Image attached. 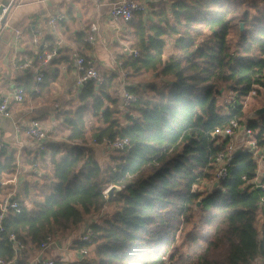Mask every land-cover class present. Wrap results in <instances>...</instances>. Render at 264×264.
I'll list each match as a JSON object with an SVG mask.
<instances>
[{"label": "trees", "instance_id": "16d2710c", "mask_svg": "<svg viewBox=\"0 0 264 264\" xmlns=\"http://www.w3.org/2000/svg\"><path fill=\"white\" fill-rule=\"evenodd\" d=\"M126 25L138 55H118V64L162 82L149 87L151 95L129 87L137 100L125 113L109 92L116 75L101 84L88 81L79 106L58 111L69 144L47 147L52 192L30 203L14 199L20 211L2 221L0 259L31 264L49 237L65 238L100 216L85 225L94 234L91 243H72L79 258L54 264H128L139 256L141 264H264V193L248 186L259 169L253 154L238 151L219 188L206 196L199 191L225 151L227 140L213 136L216 129L245 123L264 148V116L248 120L243 105L264 90V0L148 3L147 12ZM168 46L175 52L168 55ZM47 78L36 83L29 76L25 93L36 94L35 85L42 91ZM224 92L234 96L229 105L220 104ZM124 139L129 146L108 149L109 161L101 166L94 147ZM14 162L9 157L0 176L14 173ZM112 186L120 190L108 198ZM190 225L184 252L178 240ZM12 235L25 249H15ZM84 247L91 257L78 254Z\"/></svg>", "mask_w": 264, "mask_h": 264}, {"label": "crops", "instance_id": "0c3cea01", "mask_svg": "<svg viewBox=\"0 0 264 264\" xmlns=\"http://www.w3.org/2000/svg\"><path fill=\"white\" fill-rule=\"evenodd\" d=\"M111 1L0 0V7L9 9L5 26L0 30V98L10 94L17 86L23 87L29 76L39 83V74H43V79L48 75L42 91L40 87L36 94L26 93L23 104H11V118L0 115V168L6 169L8 165L5 162L9 157L15 160V172H2L0 176V202L12 195L20 202L30 203L32 198H45L52 192L54 166L46 152L37 156L35 141L26 134L24 127L37 120L51 134L48 145H68L66 136L62 134L58 137V131L65 129L63 120L57 119V113L60 110H75L80 104L82 87L77 83L78 71L73 60L75 54L93 60L96 69L106 80L116 75L113 84H120L122 71L117 57L127 55L132 49L128 42L120 38L122 28L119 23L111 20ZM57 15H63L65 19L52 27L49 21ZM93 27L97 28L95 32L92 31ZM36 33H39V45L33 42ZM90 36L96 38L94 43L88 41ZM45 42L57 46L58 56L47 66L41 67L36 57ZM68 57L73 64L68 62ZM25 63L30 67L21 70L19 66ZM113 84L109 87L110 93ZM134 86L131 84L130 87ZM94 151L101 166L109 161L104 146L96 145ZM85 225L65 238L54 239V245L39 258L71 261L72 252L67 247L74 242L75 236L79 237ZM38 255L39 251L34 254L36 257ZM31 264L36 263L32 260Z\"/></svg>", "mask_w": 264, "mask_h": 264}, {"label": "built area", "instance_id": "2783aa9c", "mask_svg": "<svg viewBox=\"0 0 264 264\" xmlns=\"http://www.w3.org/2000/svg\"><path fill=\"white\" fill-rule=\"evenodd\" d=\"M7 11V8L4 12ZM147 12V4L143 0H119L118 2L111 4L110 16L113 23H129L132 21L134 16L138 13ZM65 16L57 15L53 16L49 23L52 27H55L57 22L63 21ZM5 24H3V15H0V30L3 29ZM97 28L93 27L92 31H96ZM19 35V33H18ZM19 37V36H18ZM90 43H94L96 38L90 36L88 38ZM35 45H39V33H36L33 38ZM130 55L137 56L138 52L136 50H129ZM58 56L57 46L52 45L50 42H45L42 45L41 51L36 57V61L41 67L47 66ZM74 61L77 66L78 86L83 87L84 84L88 81H95L97 83H104L105 78L99 73L96 69L95 62L85 56L80 54L74 55ZM30 67V64L25 63L19 66L21 70L27 69ZM119 67L122 70L124 76H127L129 73L126 70L121 68V63ZM43 74H39L38 82H42ZM35 92H39V87H35ZM252 94H255L253 92ZM251 94V95H252ZM123 100L127 103L133 104L136 102L137 98L134 94L130 93L127 89L123 90ZM26 99V93L23 87L17 86L15 89L5 97L0 98V115L6 118L12 117V112L10 110L11 104H23ZM129 104V105H130ZM26 134L35 141L36 144V154L37 156L42 155L46 152L49 140L51 137L50 132H48L39 121L32 120L28 125L24 127ZM213 136L219 137L222 140H227L225 144V151L221 152L217 157V166L214 172L213 179L210 181H215L217 185H221L228 177V169L230 166L233 157L238 151H246L252 153L254 158L258 163V174L257 177L248 183V186L252 191L260 189L264 193V148H261L258 144L254 132L250 129L245 123L242 124L237 120L231 121L230 125L224 128H218L214 132ZM106 150L114 149L123 151L129 146V141L117 140V141H106ZM1 148V146H0ZM245 179V178H244ZM1 184V181H0ZM109 190V189H108ZM106 190V192L108 191ZM105 192V194H106ZM261 205H264V194L261 198ZM10 211H20V206L18 201L14 200L12 195L6 197L3 201L0 202V233L4 231L2 226V221ZM94 234L90 227H86L79 235L78 240L82 242L91 243ZM11 241L14 243L15 249L21 251L25 249V246L20 240L17 239L15 235L11 236ZM54 245V238L49 237L46 242L41 245L39 250L38 257L35 258L36 264H54L53 260H39V256L51 248ZM78 254L82 257H88L90 255V248L84 247L78 251ZM0 264H15V259L11 261H5L0 259ZM257 264H262L260 261H257Z\"/></svg>", "mask_w": 264, "mask_h": 264}, {"label": "rangeland", "instance_id": "374dc122", "mask_svg": "<svg viewBox=\"0 0 264 264\" xmlns=\"http://www.w3.org/2000/svg\"><path fill=\"white\" fill-rule=\"evenodd\" d=\"M146 2V4L148 5V3H156V4H160L162 7L163 6H168L172 3L173 0H144ZM119 26L120 28H122V36H121V33H120V38L124 39V41L128 42V44H132L134 42V39H133V36L132 34L130 33V30L127 28V25L124 24V23H119ZM173 52H175V49L171 46H168L167 48V51L166 53L168 55L172 54ZM122 71V70H121ZM120 71V72H121ZM129 75H130V72H128ZM122 76V72H121V82L120 84H113V88L111 89V94L114 98L118 99L119 100V107L125 112H129L130 110H128V108L132 105L130 103H127L123 100V90L124 89H128L131 84H134L135 86L133 88H137V89H140V92H145L146 94L147 93H150L148 95H151V92L148 90L150 86L154 85V84H160L162 82L161 79H157L154 75L152 74H146V75H142V76ZM127 78V79H126ZM262 94L257 96L256 94H252L250 95L249 97H247L244 102H243V105H244V113L246 115H250V113H252L253 111L261 108L264 106L263 104V101H264V90H262ZM145 94V95H146ZM147 95V96H148ZM234 96L233 94L231 93H226L224 92L221 99H220V104L223 105V102L225 101H228V105L230 104V102L233 100ZM130 104V105H129ZM228 109H224L225 112H227ZM133 115V113H131ZM247 116V117H248ZM96 123V122H94ZM59 133V136L60 135H64L66 136V131L64 130H59L58 131ZM59 140H62V139H59ZM64 140V139H63ZM90 143L92 144V141H90ZM69 144V143H68ZM94 146V145H93ZM219 188V185L216 184L215 181H212V182H204V184L201 186V188L199 189V191L201 193H203L204 196H206V194H209L211 193L212 191H214L215 189ZM110 210L109 209H106L104 211V213H107L109 212ZM100 219V216H93V217H90L88 219V224L90 225L91 223H94L96 221H99ZM196 221H199V218L195 219ZM260 221H261V217H260ZM193 230V225H190L185 231L184 233H182V235L179 236V240H178V244L182 246V249L184 252L187 251L188 249V241H187V233H189L190 231ZM76 237V238H75ZM74 238V241L75 240H78V235L75 236ZM73 243V242H72ZM68 245L67 247V250L71 253L70 255V260L71 261H75L77 260L79 257H76L74 253V250L71 249V245ZM38 253V252H37ZM36 253V254H37ZM92 255V249H90V255L88 256L91 257ZM139 256V255H137ZM33 261H35V258L33 259ZM55 261V260H54ZM144 260H143V257L142 256H139L138 258H134V259H131L129 260V263L128 264H141L143 263Z\"/></svg>", "mask_w": 264, "mask_h": 264}, {"label": "water", "instance_id": "95a60500", "mask_svg": "<svg viewBox=\"0 0 264 264\" xmlns=\"http://www.w3.org/2000/svg\"><path fill=\"white\" fill-rule=\"evenodd\" d=\"M6 9L5 6L0 7V15H3V24L6 23L7 17H8V11L9 9H7L6 12H4V10ZM264 116V106L253 111L252 113H250V115L248 116V120H254V119H259L261 117ZM120 189L117 186H112L109 188V190L106 192V195L108 198L113 197ZM200 206V203H199ZM39 260H42V257L39 258Z\"/></svg>", "mask_w": 264, "mask_h": 264}]
</instances>
